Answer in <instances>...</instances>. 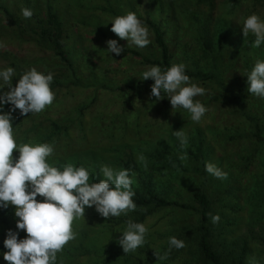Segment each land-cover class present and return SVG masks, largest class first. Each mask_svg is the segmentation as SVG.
<instances>
[{
	"label": "trees",
	"instance_id": "1",
	"mask_svg": "<svg viewBox=\"0 0 264 264\" xmlns=\"http://www.w3.org/2000/svg\"><path fill=\"white\" fill-rule=\"evenodd\" d=\"M64 1L67 4L73 2V0H0V32L4 31V25L1 24L2 18L14 29V32L9 29L7 43L4 44L6 47L0 50V59L6 60L4 64L7 68L14 69L13 87L21 75L31 69V65L40 63V58L35 57L33 61L28 57L22 59L13 49H10L13 48L10 46L18 43V40L20 42L33 40L35 45L36 43L40 45L39 48L44 47V50H49L52 59L56 58L61 63L59 65L66 66L72 78L66 81L63 94L60 93L62 91L58 85L60 81L53 82L54 86L51 88L56 94V99L54 104L46 107L42 112L51 107L54 108L52 109L54 112L59 109L65 112L72 111L73 115L68 118L76 115L83 121V113H87L92 106L98 91L108 93L114 91L119 97L121 109H125L127 104L130 106L131 102L136 100L141 107L147 104L153 105L159 101L163 104L166 114L170 107L169 98L163 93L161 100H156L151 95L145 97L146 90H151L154 81L150 79L143 81V70L138 64L151 63V65H159L162 70H166L176 63V61L172 62L173 53L169 50V43L174 41L173 44L176 43L180 48L182 60H184L178 62L186 66L185 72L191 82L206 90L209 85L213 86V91L206 92L207 95H204L203 100L197 97L195 99L205 106L213 104L211 109L220 114L224 123L220 130L213 132V139L216 143L236 144L237 148L233 151V156L237 159L234 161L236 170L233 173L225 169L228 174L227 179L212 181L213 176L205 171V162H212L214 152L202 138L197 123L190 120L188 124L187 118L190 119V113L182 108L180 112L184 116L178 123L166 125L159 123L158 130L162 132L156 139L151 138L154 127L149 128L150 124L140 127L141 131H138V136L131 138L136 154L133 151L121 152L125 149L123 142L120 143L122 137L118 139L117 145L111 144L108 137L106 142L95 143L100 150L110 149L107 153L111 155L122 153L121 161H117L119 167L130 169V176L133 180L132 190L135 192L133 200L137 208L135 211L128 212L127 215L122 214L120 217L107 219L99 213L95 217L85 210L87 221L98 219L97 222L100 224L97 225L94 221L95 227L91 228L89 224L82 222L81 224L85 225L83 228L82 225L79 227L80 220H75L73 229L77 233V238L69 242L63 250H73L75 255L89 254V264H144L145 259L134 255L132 260L133 254H125L118 243L122 232L126 229V221L132 219L134 222L143 223L146 216L153 210L175 208L181 212L195 213V218L184 217L182 223L173 232L176 238L185 242L186 246L182 249L189 259L194 260L195 264H245L243 261L244 244L251 240L264 245V229L258 228L256 231L253 229L256 225L250 222L247 226L250 227L248 232L244 231L238 239L225 243L228 239L224 235L227 234L224 227H215V232H213L211 226L219 225L222 221L229 222L228 217L213 224L208 214H219L220 216V210L229 206L234 207L233 214H235L237 212L235 209L238 208L239 200L242 198H255L256 203L258 205L262 203L264 209V99L251 95L247 82V75L255 62L258 59L264 60V44L259 48L253 47L254 36L249 34L248 37H244L242 32L243 20L249 15L255 13L264 20V0H146L142 15L137 14L136 7L141 0H98L104 1V4L86 9V13L90 12L88 15L91 17L97 16V19L93 20L95 22L87 24L93 25L97 33L106 41L98 48L103 54L98 57L100 61L107 64L114 57L119 58V62L122 63L129 56L127 69L123 65L117 66L118 69L113 68L130 73L123 76L121 86L111 85L113 79L106 74L117 71L111 70L109 64L106 67H90L87 76L75 77V70L72 69L74 58H71L72 54L68 52L62 39L63 21L59 4ZM22 8L31 9L33 16L30 19H24L22 14L17 15ZM129 11L135 12L141 22L148 27L152 38L147 47L153 46L158 51L154 57H148L146 54H141L137 48L130 47L124 49L123 55L108 53L107 41L117 37V35L116 37L111 36V20ZM152 12H155L153 16ZM86 13L83 15L84 21L80 19L83 24L87 20H85ZM99 26L102 27L99 29ZM22 34L26 37L22 38L20 36ZM187 35L188 38H186ZM0 37H2L1 34ZM179 40L181 43L177 42ZM118 45H120L119 42ZM85 63L94 66L91 62L85 61ZM49 72H51L50 69L42 71L44 74ZM66 79L64 77L63 82ZM87 92H92V94L86 95ZM73 101L77 103L74 104ZM11 108L12 105L9 107L5 104L3 112L8 113ZM42 112L29 113L26 116L21 115L18 109L11 112L15 113L11 116L16 141L20 144L52 143L54 141L55 154L48 158L52 166L61 170L69 163L76 167L84 166L93 177L92 182H99L102 176L99 167L101 165L91 160L94 150L89 147L86 137L79 139L75 148L69 146V141L59 143V124L55 121L49 122ZM126 112L134 113L133 117L137 123L139 113L142 116V110L139 107L129 108ZM38 116L45 118L44 120L48 123L35 124L33 120ZM218 121H221L219 117ZM29 122L30 125L26 130H19L20 126ZM179 123L185 124L183 131L188 137V144L184 149H181L179 140L173 135ZM163 131H165L164 134ZM244 131H246L245 135H243ZM17 132L21 134L18 137ZM90 151L92 155L86 154ZM76 152L82 153L84 160L90 161L83 163L79 153ZM185 153L187 160L181 161L179 157ZM140 155L145 157L146 167L144 163L138 161ZM224 155L225 153H221L220 157ZM215 164L219 168L225 165L222 162H215ZM229 177L233 180H229ZM174 184L182 185V188L184 187L187 193L189 192V201L181 202L169 198L173 194ZM204 186H212V189L205 190ZM221 194L227 196L228 199L218 204L223 198ZM216 204L218 210L215 208ZM13 211L14 207L11 205L7 209L0 208V228L2 226L5 228L3 233H0L4 235V238H0V252L6 251L4 240L7 237L9 219H13ZM113 226H118L115 231Z\"/></svg>",
	"mask_w": 264,
	"mask_h": 264
},
{
	"label": "clouds",
	"instance_id": "2",
	"mask_svg": "<svg viewBox=\"0 0 264 264\" xmlns=\"http://www.w3.org/2000/svg\"><path fill=\"white\" fill-rule=\"evenodd\" d=\"M24 19H30L33 11L22 8ZM111 31L120 39L127 40L139 48L147 47L151 41L147 26L133 11L119 15L111 20ZM244 37L254 36L253 47L264 44V20L253 13L243 20ZM6 45L0 44V48ZM108 53L119 56L124 49L116 40L107 41ZM185 65L172 64L166 70L159 65H152L142 73L143 81L152 80L151 96L161 100L162 93L170 99L172 109L182 108L190 113L193 122L199 123L208 109L196 100L207 90L191 82L185 72ZM14 69L0 70V208H15L18 217L16 227L26 232V238L18 239V232L9 230L4 240L7 249L3 254L7 264H56L57 254L62 252L69 242L77 238L73 229L74 221L85 217V207L95 206L104 218L120 217L135 211L137 205L133 197V180L130 169H114L101 165L103 179L92 182L88 169L84 166L66 164L61 170L52 166L48 158L55 154V142L18 144L13 132L11 112L20 111L21 115L38 114L51 106L56 94L51 88L54 74H44L35 67L27 70L12 86ZM248 91L251 95L264 99V60H257L247 75ZM5 104L12 105L11 111L3 112ZM179 140L181 149L186 148L188 137L181 129L173 132ZM14 151L19 152L14 158ZM187 160V154L179 157ZM138 161L146 165L145 157L138 156ZM205 171L215 178L227 179V172L212 162H205ZM91 180V182H90ZM37 197H42L38 200ZM213 224L220 221L219 214H208ZM148 227L145 223L126 221L118 243L125 254L135 252L146 243ZM168 252L163 256L155 252L159 260L167 259L173 248H184L185 242L175 236L168 239Z\"/></svg>",
	"mask_w": 264,
	"mask_h": 264
},
{
	"label": "rangeland",
	"instance_id": "3",
	"mask_svg": "<svg viewBox=\"0 0 264 264\" xmlns=\"http://www.w3.org/2000/svg\"><path fill=\"white\" fill-rule=\"evenodd\" d=\"M146 0H141L138 2V5L136 6L138 9L137 14L142 15V8L146 5L145 3ZM115 2V1H113ZM69 3V2H68ZM71 3V5H69ZM67 4L65 1L61 2L59 4L60 9H61V14H62V39L65 42L64 45L67 46L68 52H70L71 58H74L73 60V67L72 69L75 70V77H85L88 75L90 71V67L97 68L98 66H109L111 67V70L113 68L118 69L117 66L123 65L124 67L128 64V58L126 57V60L122 63L119 62V58H114L112 57V61L110 59L107 64L105 62H102L98 59L99 55L102 53V51L98 50V48L103 45L102 43H106L104 40V37L99 35L97 33V30L94 29L95 27L93 25H88L87 23H93L95 19H97V16H92L88 15L86 13L89 8H93L96 5H103L104 1H98V0H73V2H70ZM69 7H68V6ZM64 8V9H62ZM16 9V8H15ZM17 10V9H16ZM21 10V9H20ZM37 11V10H36ZM85 15V24L81 23L84 21L83 15ZM152 16L154 15L155 12H152ZM21 12H18L17 15H21ZM82 21H81V20ZM156 20H158L157 17H155ZM2 25H4L3 30L1 31L0 34L2 37H0V44H6L7 43V37H8V31L11 29L12 32H14L13 26L9 24L4 18H2ZM161 23V22H160ZM102 26H99V29ZM16 32V31H15ZM150 33V31H149ZM187 34V33H186ZM115 33H111V36H115ZM22 38H25L26 36L24 34L20 35ZM116 37V36H115ZM35 38V37H33ZM151 34L149 36V39H151ZM188 38V35L186 36ZM186 38H183L184 40ZM110 40H116L117 43H120V46L125 49V48H137V50L141 54H146L148 57H154V55L157 54V50L153 46L145 47V48H139L131 43H128L127 40L119 39L117 36L114 39ZM121 40V41H119ZM171 41V40H170ZM174 42V41H173ZM173 42L169 43V50L171 53H173V58L172 62L176 61V63H180L178 61L182 60V56L180 53V48H178L177 44H173ZM181 43V40L177 41ZM20 43V45H17ZM18 43L12 44L10 49H13L15 51L18 57H21L22 59L29 58L31 61L36 58H40V63L38 64H33L31 65L32 67H35L39 72L42 71H47L48 69L51 70V73L54 74L53 81L51 83V87L54 86V81L59 80V86H60V92L63 94V90H65L66 86L65 83L66 81L71 80V75L69 73V69L66 68L64 65H59V61L54 58L52 59L51 53L49 50H44V47L39 48L40 45L36 43V45L32 41L28 42H20L18 40ZM8 45H10L8 43ZM38 45V46H37ZM107 45V44H106ZM2 50V48H0ZM98 50V52H97ZM84 55V56H81ZM86 55V56H85ZM103 54H101L102 56ZM121 55H123L121 53ZM138 60V58H137ZM44 61V62H43ZM86 62H91L94 64V66H90L85 63ZM136 61V59H135ZM184 61V60H182ZM188 61V59H186ZM6 60L0 59V70L6 69V65L4 64ZM102 62V63H100ZM89 63V64H91ZM86 64V67L84 68V65ZM106 64V65H105ZM96 65V66H95ZM143 72L147 70L149 66H152L151 63H143V64H138ZM30 67V66H27ZM26 67V70H27ZM128 67L126 66V69ZM113 71H117L113 69ZM123 71V70H122ZM122 71H117V72H107V76L113 79V82L111 85H119L121 86L123 84L122 78L124 75H128L130 73H125ZM240 72V70H239ZM237 72V73H239ZM58 74V76H56ZM63 74V76H61ZM64 77L67 79L65 82H63ZM62 83V84H61ZM57 84L55 83V86ZM200 86V85H199ZM100 87V86H99ZM8 89L5 88L2 91H7ZM72 90V88H70ZM213 91V86L209 85L207 88V92H212ZM92 92H87L86 95H91ZM66 95V94H64ZM151 95V90L147 89L145 92V97ZM207 95V94H205ZM205 96H197V98H200L203 100ZM119 97L116 96L115 92H104V91H98L96 98L94 100V103L91 104L92 106L87 110V113H83V121L76 115L72 118H68V116H72L73 112L68 111L65 112L63 110H58L55 111L52 110L54 108H50L49 110H46L45 112H42L47 120L49 122L55 121L56 123L59 124V129H60V134H59V143L63 144L65 142L69 141V146L71 147H76V145L79 143V139L83 136L86 137V142L88 143L89 147L92 148L94 151H92L94 154L92 155L91 151L86 153L91 156V160L99 162L100 165H108L113 167L114 169H122L123 167H119V163L117 160L121 161L122 153L124 152H130L133 151L134 154L135 150H133L132 147V142L131 138L133 139L134 137L138 136V131H141L140 127L143 126H148L150 124L149 128L154 127V132L152 133L153 135L151 138L155 137L157 138L158 134L162 132V130H158V125L159 123H163V125L172 123H178L181 118L184 116L180 110L181 108L177 109H172L170 99V107L168 108V112L165 114L164 109H163V104L159 101H156L155 104L149 105L147 104L145 107H141L139 104L138 100L135 102H131L130 106L125 107V109L128 111L129 108L134 109V107H139L142 110V116L139 113L138 115V123L135 121V118L133 117L134 113H129L126 112L125 109L120 108V102H119ZM205 100V99H204ZM65 103H67L65 101ZM74 104L77 103V101H73ZM54 104V103H53ZM213 104H210L206 106L208 111L206 112L205 116L202 118V120L197 123V128L202 135V138L205 139L206 143L208 144L209 148L213 150L214 155L212 158V162L215 164V162H222L225 163L223 164L222 167H220L223 171L225 169L232 171L236 170V166L234 164V161L237 159V157L233 156V151L236 150L237 145L232 144L231 142H215L213 139V132H216L220 130L223 126V119H221V116L217 111H213L211 108ZM7 106L10 107V105L7 104ZM131 112V111H130ZM11 115H15V113H11ZM237 116V114H236ZM218 117L219 120L218 121ZM229 117H231L229 115ZM238 118V117H237ZM45 118H42L41 116H38L37 119H34L33 121L35 124H39L42 122H46L47 120H44ZM80 119V120H79ZM167 119V120H165ZM191 118H187L188 124ZM73 121V122H72ZM80 121V122H79ZM31 122V121H30ZM29 123H25L22 126H20L19 130H26L29 125ZM48 123V122H46ZM47 125V124H46ZM49 127V126H48ZM51 128V127H49ZM177 130H184L185 124L179 123L176 126ZM246 128L248 126L246 125ZM167 129V128H166ZM52 130L54 128L52 127ZM176 130V131H177ZM55 131V130H54ZM227 131V130H226ZM225 131V133H227ZM241 130H239L240 132ZM165 131H163L164 134ZM221 133V132H220ZM246 131L243 132V135H245ZM17 137L19 132L16 133ZM109 138L111 144H118V139L121 138V142H123L122 145H125V149H122V153H117V154H110L107 153L110 149H99L95 143L101 142H106L107 139ZM224 138H226L225 135H223ZM153 141V140H150ZM20 144L19 142H17ZM156 141L154 140V144ZM122 148V147H121ZM97 149V150H96ZM18 151H14L13 156L14 158H18ZM79 153L83 163H88L89 161L84 160L83 154L80 152ZM221 153H225L224 157H220ZM121 156V157H120ZM101 167V166H99ZM212 181H219L218 178H215L214 176L212 177ZM101 179L103 177L101 176ZM229 180H233L232 177L228 178ZM208 181L210 179L208 178ZM178 183H182V181H178ZM204 185V184H203ZM173 194L170 195L169 198L174 199V200H180L181 202L184 201H189V192L185 190V188H182V185L174 184L173 185ZM205 190H210L212 189V186H204ZM221 201L218 202V204H221L225 201V199H228L227 196L224 194H221ZM243 197V196H242ZM42 197H39L38 200H42ZM246 204H245V203ZM261 204V206H259ZM256 203L255 198L253 199H245L242 198L239 200L238 203V208L235 209L237 212L233 214L234 207H223L220 210V220H222L224 217H228L229 222H220L219 225H212L213 232L214 228H222L224 227L225 232H227L226 238L228 239L225 243H228V241L236 240L239 237L242 236V233L248 232L250 230V227L248 228L247 226L250 225V222L252 224H255L256 226L253 227V229H256L258 231V228L264 229V209L262 208V203ZM14 207V206H13ZM218 205H215V208L218 210ZM85 210L87 213H92L96 217L98 212L95 209V206L89 208L85 207ZM85 212V215H86ZM13 219H9V223L7 226V230H11L13 232H18V239H24L26 238V232L23 230H19L16 227V222L18 220V217H15V208L13 211ZM192 217L195 218V213H187V212H181L176 210L175 208H161L158 210H153L149 215L146 216L144 219V222L146 226L148 227L149 231L148 234L146 235V243L142 247H139L135 252H131L133 254L132 260L134 259L135 256L142 257L143 259L146 260V264H195L194 260H191L188 258L186 253L184 252L183 249H175L173 248L170 253H168L167 259L159 260L158 257L155 255V252L158 253L159 255L163 256L166 252H168V239L169 237L175 236L174 231H176L177 227L182 223L184 220V217ZM88 218V217H87ZM86 216L83 218L79 219V227L80 225L85 228L84 224H81L82 222L86 223L87 225L91 228L95 227L94 221L99 225L100 223L97 222L98 219L95 220H88L87 221ZM116 218V217H113ZM98 227V226H97ZM118 226H113L114 231L116 230ZM4 226L0 228V233L4 231ZM262 230H261V235H262ZM217 232V231H216ZM3 233V232H2ZM2 235V236H1ZM4 238L3 234H0V238ZM176 237V236H175ZM259 238V237H258ZM257 238V239H258ZM258 241V240H257ZM245 251L243 253V261L245 264H264V245H261L255 242H252L251 240L246 241L244 244ZM7 251V249H6ZM0 252V264H7V262L3 258L4 252ZM89 254H84V255H75V252L73 250H63L62 252L57 254V261L56 264H89V259L88 256ZM144 263V264H145Z\"/></svg>",
	"mask_w": 264,
	"mask_h": 264
}]
</instances>
